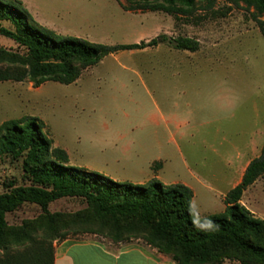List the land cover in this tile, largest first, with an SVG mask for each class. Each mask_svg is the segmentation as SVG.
I'll return each instance as SVG.
<instances>
[{
	"label": "rangeland",
	"instance_id": "374dc122",
	"mask_svg": "<svg viewBox=\"0 0 264 264\" xmlns=\"http://www.w3.org/2000/svg\"><path fill=\"white\" fill-rule=\"evenodd\" d=\"M8 1L22 4L39 26L91 42L134 43L164 33L170 38L190 37L199 43L194 51L175 50L164 42L141 50L112 53L85 69L70 84L47 81L34 87L27 80L0 81V123L23 115L40 118L53 146L56 143L67 151L71 165L114 181L134 180L136 161L161 157L167 152L169 166L163 179L170 180L186 173L181 155L191 167L193 155L210 156L204 142L213 140L216 131L219 130L218 140L226 131L239 136L247 134L257 113L260 127L263 125L264 36L260 22L264 21V14L258 15L240 0H211L209 8L202 4L190 16L127 11L117 0ZM1 23L14 28L9 21ZM0 48L26 52L2 35ZM178 72H182L181 83L169 82L168 77ZM159 110L186 112V116L192 113L190 127L195 129L175 132L179 149L174 142L166 143ZM150 115L154 116L152 124ZM150 131L158 133L160 141H164L162 147L146 145L151 139ZM136 140L143 143L142 147L125 151L124 157L119 154L121 143ZM161 161H155L153 167ZM8 181L16 185L28 183L21 159L2 156L0 192L5 191L4 183ZM254 191L253 205L260 217L264 213V187L258 185ZM85 207V202L76 197L49 204L51 212L62 213ZM40 213L37 205L24 204L8 213L6 219L10 225H18ZM66 238L112 244L145 243L138 238L114 242L102 233L75 227L69 229ZM221 264L239 263L224 260Z\"/></svg>",
	"mask_w": 264,
	"mask_h": 264
},
{
	"label": "trees",
	"instance_id": "16d2710c",
	"mask_svg": "<svg viewBox=\"0 0 264 264\" xmlns=\"http://www.w3.org/2000/svg\"><path fill=\"white\" fill-rule=\"evenodd\" d=\"M124 10L190 16L211 0H117ZM258 15L264 0H240ZM9 21L13 29L2 25ZM264 36V21L260 22ZM0 35L25 48L17 53L0 48V81H29L38 87L47 81L75 82L82 72L105 56L167 42L177 50L194 51L196 39L161 33L149 40L109 45L60 35L33 22L19 2L0 0ZM21 159L27 184L4 183L0 192V264H53L55 240L75 227L102 233L114 242L142 239L176 264H264V219L239 203L243 191L264 177V144L247 165L241 182L225 196L222 212L200 216L192 206L193 192L182 184L165 185L156 178L146 183L114 181L98 172L69 164L66 150L53 146L44 122L30 115L0 123V157ZM76 197L86 207L74 213L51 212L49 204ZM24 204L41 213L10 225L6 215Z\"/></svg>",
	"mask_w": 264,
	"mask_h": 264
},
{
	"label": "crops",
	"instance_id": "0c3cea01",
	"mask_svg": "<svg viewBox=\"0 0 264 264\" xmlns=\"http://www.w3.org/2000/svg\"><path fill=\"white\" fill-rule=\"evenodd\" d=\"M181 73L178 72L169 76L168 81L171 83L174 81L181 83ZM180 88L182 87H174V89ZM159 113L162 119V132L165 134L166 143L170 144L174 142L179 149V145L175 139V132L186 128L195 129V127H190L193 124L192 113H188L190 118L186 116V112L159 110ZM256 119L253 128L247 134L243 133L239 136L226 131V134L218 140L217 135L219 130L216 131L213 134L215 137H213V140L204 142V147L208 148L210 156L198 158L196 154L193 155V167L181 155V164L186 170L184 175L177 176L175 174L176 176L170 180L163 179L164 170L169 166L166 152L161 157L154 156L148 157L146 160L136 161L137 174L134 175V180H122L135 184H143L152 178H156L165 185L182 183L191 188L193 192L192 206L198 215L205 216L211 213L222 212L226 206L224 202L226 194L241 182L243 173L249 162L260 155L264 144V121L260 127L259 113H257ZM153 120L154 116L150 115L149 122L151 124L155 122ZM150 133L151 139L146 141V145L162 147L164 141H160L158 133H152L151 131ZM121 144L119 154L123 157L125 156V151L138 149L143 145L138 140L128 143L123 142ZM55 145L58 146L56 143ZM155 161H161V163L153 167ZM258 185L264 187V177L257 178L253 184L249 185L243 191L239 200V203L255 216L257 214L253 205L256 197L254 190ZM260 218L264 219L263 212ZM53 246V264H176L170 255L162 254L146 243L112 244L92 239L75 240L65 238L59 241L55 240Z\"/></svg>",
	"mask_w": 264,
	"mask_h": 264
}]
</instances>
